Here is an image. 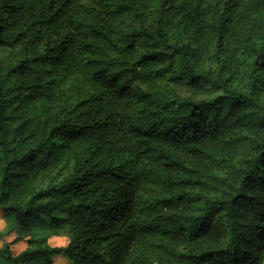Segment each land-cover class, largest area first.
Returning a JSON list of instances; mask_svg holds the SVG:
<instances>
[{
  "label": "trees",
  "instance_id": "trees-1",
  "mask_svg": "<svg viewBox=\"0 0 264 264\" xmlns=\"http://www.w3.org/2000/svg\"><path fill=\"white\" fill-rule=\"evenodd\" d=\"M0 209V264H264V0H0Z\"/></svg>",
  "mask_w": 264,
  "mask_h": 264
},
{
  "label": "rangeland",
  "instance_id": "rangeland-1",
  "mask_svg": "<svg viewBox=\"0 0 264 264\" xmlns=\"http://www.w3.org/2000/svg\"><path fill=\"white\" fill-rule=\"evenodd\" d=\"M33 225H34L33 228L35 230L40 229V227L37 224H33ZM0 230L4 232V235L0 237V250H3L5 246H7L13 255H17L27 248H32L34 245L31 242H29L30 236L25 237V238L15 239L17 233H15L14 231H9L8 227H6V221H5L4 212L2 209H0ZM47 242L50 246L64 245L66 243L64 231L58 230L54 232L48 238ZM2 259L3 257H1L0 255V260ZM51 260L53 264H69L70 263L69 259L64 253L53 255L51 257ZM22 264H46V260L43 257L35 258V259L24 258L22 260Z\"/></svg>",
  "mask_w": 264,
  "mask_h": 264
}]
</instances>
